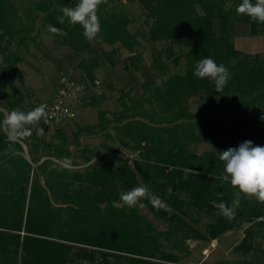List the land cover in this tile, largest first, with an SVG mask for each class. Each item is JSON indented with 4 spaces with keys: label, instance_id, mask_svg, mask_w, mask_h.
Wrapping results in <instances>:
<instances>
[{
    "label": "trees",
    "instance_id": "obj_1",
    "mask_svg": "<svg viewBox=\"0 0 264 264\" xmlns=\"http://www.w3.org/2000/svg\"><path fill=\"white\" fill-rule=\"evenodd\" d=\"M241 2L102 3L97 12L102 42L94 44L109 46L103 55L110 65L138 69L144 37L169 42L165 56L173 66L182 58L183 72L142 82L136 98L121 92L116 110L99 111L97 122L77 126L72 140L61 126L49 139L35 127L23 151L19 141H8L3 121L10 111H22L25 94L4 88L11 83L3 72L33 54L50 25L67 33L49 31L57 46L82 52L93 43L61 12L78 0H0V264H173L191 252L190 240L211 241L240 226L244 235L232 248L239 258L214 264H264V204L241 195L231 220L211 204H230L238 194L223 179L219 152L247 140L264 146V54L236 49L233 34L236 21L252 28L262 24L236 13ZM133 7L139 8L144 33L130 29L137 17ZM204 58L229 69L220 93L210 80L193 75ZM99 64L90 53L77 62L87 87L96 83ZM95 103L96 97L88 102ZM91 134L101 137L99 143L81 144V136ZM64 157L71 159L72 170L61 167ZM140 185L172 214L148 201L145 209L121 206L119 194Z\"/></svg>",
    "mask_w": 264,
    "mask_h": 264
},
{
    "label": "rangeland",
    "instance_id": "obj_2",
    "mask_svg": "<svg viewBox=\"0 0 264 264\" xmlns=\"http://www.w3.org/2000/svg\"><path fill=\"white\" fill-rule=\"evenodd\" d=\"M132 9L137 17L131 24L130 29H138L141 33H144L146 28L142 16H139V8L133 7ZM233 34L236 49L249 54H264V24L252 28L248 22L236 21ZM167 44L169 42H152L144 37L140 38L138 52L141 53L143 59L139 68L134 69L130 65L125 66L123 62L117 63L115 66L110 65L103 55V50L109 48L105 43H93L88 51L77 52L55 45L52 34L44 30L40 43L35 44L33 47V54L23 56L22 60L14 67V70L7 69L3 72L4 78H7L11 83L10 87L7 84L4 88L15 91V93L24 92V102L20 105V109L24 112L30 111L35 108L33 104L49 99L55 94L60 83L61 73L66 72L72 77L74 65L80 58L88 56L89 53L96 56L100 62L99 67L95 70L98 83L90 85L91 89L96 91V93L93 92L96 95V103L79 107L76 117L61 126L72 140V133L77 129V126L97 122L98 112L101 110H113L115 104L111 99L119 93L129 92L130 96L136 98L140 92L142 82L159 81L164 74L166 75L172 71L183 72L184 61L182 58L177 66H173L166 58L164 51ZM171 44L174 49H177L174 42H171ZM17 73H20L22 78L21 76L17 77L15 75ZM109 86L111 87L109 88ZM109 97L111 99H108ZM191 108L193 111L196 110L194 102H191ZM56 126L58 125L50 121L48 124L41 121L38 126H32V128H43L45 133L40 136L49 139ZM100 139L101 137L95 134L82 135L80 142L81 144L87 143L96 146ZM25 141L26 139L19 141L23 151H27ZM74 148L75 144L72 143L70 149ZM129 154L134 155L128 152L127 155ZM130 163L133 165V162ZM243 235L244 226L226 230L218 234L216 240L200 241V244L189 254L173 264H214L222 259L234 261L239 258V255L233 253L232 248L239 243ZM189 243H191V240ZM202 247L206 249V253Z\"/></svg>",
    "mask_w": 264,
    "mask_h": 264
},
{
    "label": "clouds",
    "instance_id": "obj_3",
    "mask_svg": "<svg viewBox=\"0 0 264 264\" xmlns=\"http://www.w3.org/2000/svg\"><path fill=\"white\" fill-rule=\"evenodd\" d=\"M107 0H78L75 7L65 6L61 12L72 25L79 24L83 28V35L89 43L102 42L100 36L101 28L98 17V8ZM236 13L241 16H247L251 21L264 24V0H242L237 6ZM49 31L66 36L67 33L60 28L49 26ZM2 59V58H0ZM193 75L198 79H208L214 84L217 92H222L228 83L230 72L223 64H217L212 58H204L197 61ZM46 104H40L34 109L24 112L12 110L7 113L3 121V129L6 132L7 139L10 142H18L30 137L33 134L32 126H38L41 121L49 123V113L46 110ZM37 135H44L41 127L35 129ZM54 143H61L57 140ZM219 159L224 163L223 179L230 183L233 188L238 189L230 204L220 200L211 201L214 208L227 218L234 219L236 209L240 205V196L245 198H255L260 204H264V146L253 145L250 140L242 142L238 147H230L223 152H219ZM60 165L65 170H72L73 164L69 157H64ZM222 196V193H218ZM121 206L128 208L145 209L147 205L143 201H148L152 207L157 210H163L169 215L172 214V208L162 199L152 194L147 185L133 187L131 190L122 191L119 194Z\"/></svg>",
    "mask_w": 264,
    "mask_h": 264
},
{
    "label": "built area",
    "instance_id": "obj_4",
    "mask_svg": "<svg viewBox=\"0 0 264 264\" xmlns=\"http://www.w3.org/2000/svg\"><path fill=\"white\" fill-rule=\"evenodd\" d=\"M59 82L52 99L36 102L33 106L46 104L49 121L62 126L76 117L87 86L84 81L76 80L66 72L61 73ZM203 251L206 253V249H203Z\"/></svg>",
    "mask_w": 264,
    "mask_h": 264
},
{
    "label": "crops",
    "instance_id": "obj_5",
    "mask_svg": "<svg viewBox=\"0 0 264 264\" xmlns=\"http://www.w3.org/2000/svg\"><path fill=\"white\" fill-rule=\"evenodd\" d=\"M142 21H143V19H142ZM145 25V24H144ZM145 28H146V26H145ZM142 38V37H141ZM123 55H125V53H127V52H125V51H123ZM92 55V54H91ZM83 57H85V56H83ZM81 59V58H80ZM79 59V60H80ZM78 60V61H79ZM77 61V62H78ZM77 62H76V64L74 65V69H73V76H74V78L76 79V80H79V81H85V78H84V76H83V73H82V71L76 66L77 65ZM95 73V72H94ZM72 76V77H73ZM95 78L97 79V77H96V73H95ZM90 85H92V84H90ZM89 85V87H87L86 88V90H85V92H84V94H83V102H82V104H81V106H80V108L81 107H83V106H86V105H88V102L93 98V97H96V95L94 94V93H96V91L94 90V89H91V86ZM111 86H109V88H110ZM94 92V93H93ZM110 94V93H109ZM120 94V93H119ZM118 94V95H119ZM55 94H53V96H54ZM117 95V96H118ZM53 96L51 97V98H49V99H52L53 98ZM98 96V95H97ZM116 96V97H117ZM116 97L115 98H108V99H111L113 102H114V104H115V108L113 109V110H116L118 107H117V103H116ZM104 98H106L105 96H104ZM49 99H46V100H49ZM45 101V100H44ZM113 110H104V111H107V112H110V111H113ZM131 164V163H130ZM132 165V164H131ZM216 240V239H215ZM200 240H192L191 241V243H189L190 244V248H191V251L194 249V248H196L200 243ZM202 249H203V247H202Z\"/></svg>",
    "mask_w": 264,
    "mask_h": 264
}]
</instances>
